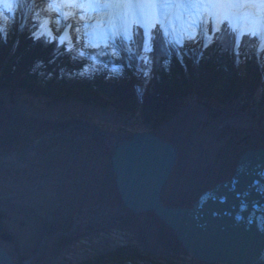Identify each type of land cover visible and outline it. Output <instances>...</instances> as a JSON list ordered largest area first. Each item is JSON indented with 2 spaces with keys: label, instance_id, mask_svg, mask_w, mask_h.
<instances>
[{
  "label": "rangeland",
  "instance_id": "rangeland-1",
  "mask_svg": "<svg viewBox=\"0 0 264 264\" xmlns=\"http://www.w3.org/2000/svg\"><path fill=\"white\" fill-rule=\"evenodd\" d=\"M10 2L12 0H4V3ZM20 3L21 0H16L15 6L9 11L10 18L0 16V28L4 34H7L8 25L13 22L16 27ZM261 4L257 7L259 11L264 9ZM226 9L228 11L225 10L223 15L227 13L236 21L233 6L227 5ZM106 18V13L98 16L103 22V33L99 35L89 31L87 35L86 31L82 46L77 47V50L88 45L90 40L107 41L108 38H116L120 34L125 36L132 34L133 20L129 21L126 32L122 22L116 21L115 24H111ZM219 19L220 17L215 19L217 23ZM157 20L155 18L152 25ZM30 23L31 19L28 20V24ZM162 23L167 34L192 61L195 56L198 59L199 52L212 41L207 30L200 29L194 32L193 39L189 41L185 35H179L176 29L173 30ZM247 26H253L257 31L259 44L254 55L256 64L264 70L263 51L259 52L264 49L262 42L264 24L258 19H252ZM26 27L24 25L20 29ZM90 34L92 36L88 37ZM187 41L196 43L193 47H188ZM194 65L196 66L195 63ZM235 68L241 77L244 74L242 59L236 61ZM0 99L3 104L9 106L13 116L23 121L19 126L10 127L0 115V163L8 165L20 153L25 157L18 165L0 168V212H9L7 227L10 231L18 232V216L27 219L26 224L19 228L20 241L15 243L6 241L16 264H22L27 258H32L30 264H79L121 246H129L139 252L133 258L136 262L134 264H141L139 261L144 264H153L155 261L161 264V261L166 264H203L194 258H185L187 256L185 254H183L185 257L180 258L175 253L179 245L170 230L158 221L153 213H147L142 218L127 212L119 214L115 210L117 212L115 222L87 227L67 244L63 243V237L60 236L44 241L40 249L39 243L59 229L57 225H51L55 220L58 222L60 220L59 225L65 226L66 223L61 218L64 214H74L82 209L85 211L102 209L108 200L111 208H117L110 157L116 138L130 137L123 134L127 128L137 125L135 129L145 130L153 128L152 126L167 125L172 119L177 120L175 125L177 135L173 137V142L185 151L184 156L189 155L185 165H199L193 168L194 172L192 170L186 189L192 191L193 188H197L201 191L204 185H209L212 181L198 180L202 176L207 179L213 177L215 180L230 172L242 151L251 147L254 133L262 128V122L264 124V105L259 106L257 93L252 100L245 98L242 93L238 97L226 98L224 103H220L213 98L199 97L193 92L186 99L173 100L174 103L164 118L149 123L142 120L141 113L134 119L128 115L118 114L113 107L105 109L97 103H85L71 95L64 99L52 98L55 100L53 102L55 104H51L52 107L48 106L49 103L42 96L38 98L22 88L0 89ZM200 99L207 101L210 106L198 103ZM68 102L72 104V110L67 108ZM79 109L104 123L97 127L92 125L89 118L81 116L83 113L78 111ZM225 109L226 112L223 111ZM67 120L71 126L61 127L60 124L67 123ZM73 121L81 124L70 123ZM105 123L111 129L103 126ZM98 130L108 133H98ZM38 142L37 146L32 147ZM204 149L213 150L205 162L202 159L199 161ZM193 192H189L191 194L185 192L180 198L169 194L167 200L174 204H184L194 198ZM33 210L38 213L35 214ZM122 218L129 222L121 223ZM170 250L175 253L173 256H170ZM111 262L113 261L107 258L102 264ZM127 264L133 263L127 260Z\"/></svg>",
  "mask_w": 264,
  "mask_h": 264
},
{
  "label": "trees",
  "instance_id": "trees-1",
  "mask_svg": "<svg viewBox=\"0 0 264 264\" xmlns=\"http://www.w3.org/2000/svg\"><path fill=\"white\" fill-rule=\"evenodd\" d=\"M239 30V25L225 18L220 31L210 29L212 41L192 61L158 22L148 45L137 22L129 40L90 41L79 52L41 35L38 24L30 25L17 39L13 22L7 34L0 32V89L22 88L37 97L56 99L71 95L85 103L113 107L118 114L133 117L141 113L145 123L164 118L173 100L186 99L193 92L220 103L242 93L252 100L257 93L263 107L264 72L254 55L259 38L254 30L241 35ZM241 59L244 74L240 77L235 63ZM68 121L61 127L71 126ZM71 240L64 236L63 243ZM137 254V250L121 246L79 264H102L107 258L113 261L110 264H127Z\"/></svg>",
  "mask_w": 264,
  "mask_h": 264
},
{
  "label": "water",
  "instance_id": "water-1",
  "mask_svg": "<svg viewBox=\"0 0 264 264\" xmlns=\"http://www.w3.org/2000/svg\"><path fill=\"white\" fill-rule=\"evenodd\" d=\"M128 136H116L110 157L114 185L120 196V203L111 211L140 217L153 213L170 230L179 245L175 251L180 255L175 253L180 258L185 254V258L203 264H262L264 147L251 146L242 151L230 172L204 185L190 202L169 204L163 199V190L176 166L177 146L153 129L133 131ZM24 159L20 153L8 165L0 163V168L18 165ZM70 233L58 231L45 239ZM0 239V264H16L6 247V241L12 242L14 235L6 229ZM169 252L170 256L175 254ZM31 260L27 258L22 264H30Z\"/></svg>",
  "mask_w": 264,
  "mask_h": 264
},
{
  "label": "bare ground",
  "instance_id": "bare-ground-1",
  "mask_svg": "<svg viewBox=\"0 0 264 264\" xmlns=\"http://www.w3.org/2000/svg\"><path fill=\"white\" fill-rule=\"evenodd\" d=\"M31 1L32 0H21L20 9L17 12V17H18L17 20L18 19H19V21L22 20V13H23V10L27 4H28L29 8L32 9V10L30 9L31 12L35 11V12L41 13L43 15H45L47 13L48 15H50V19L47 20V22H46L47 24H45L46 27H50L51 30H53L54 32L60 28L61 32L59 33V31H58L57 34H60L61 36H71V44L73 45V50H75L76 46H78V47L82 46L81 42L83 41V37H82L81 33H79V31H78L79 27H81V29H84L85 31L88 29H92L93 31H95L96 34H99V35L103 33V31H102L103 30V22L97 20L94 22L93 27H90L89 24L87 23V19H86L87 15H89V14L96 15L97 14V13H95L96 11L94 10V7L92 8L91 4L89 5L90 0H66L67 2L70 3L69 4V3L65 2L66 5H68L70 8H73V7L77 8L78 9L77 14H79V16L81 17V20H78L77 22H75V20L68 21V22H70V24H68L66 26V28H65V23L60 25L61 19H60L57 8L53 9V10L49 9V7H51V4H52L51 2H54V0H39V1L35 0L32 4H31ZM63 1H65V0H59L60 6H61V4L64 5ZM115 3H117L119 5V10L114 11L111 9L109 11L108 17L106 18L108 20L107 21L108 23L115 24L116 21H120V22H122V24L125 28V31L127 32L128 28H129V21L133 18V13L136 12V13L141 14L143 22L147 28L151 27L154 19L157 18L158 20L164 22L166 26L172 28L173 30L176 29L178 31L179 35H181V34L185 35L187 37V39H189V41L191 39H193V33L194 32H196L200 29H202L203 31L207 30V24H209V14H211L210 9H213V15L217 14V16H219L225 11L227 5H230L229 3H227V4L220 3V2H218V0H201L196 11L191 12V11H189L188 7L186 6L185 0H149V2L145 8H141L139 5L134 3L133 0H115ZM244 5H245L244 3H238V6L240 8ZM31 12L29 14L24 12L25 14L23 16V19L25 21H28L29 19H31V21H32L36 17L34 14H31ZM235 18H237V15H235ZM252 18L258 19L259 21L263 22L264 21V11L258 10L257 13L255 12V14L252 16ZM79 21H81V25L79 24ZM6 24H8L7 19H6ZM24 25L25 24L22 23V26H24ZM8 27L11 28L10 25H8ZM22 31H25V29H23ZM262 42L264 43V29L262 30ZM195 43H196L195 41L193 43L188 42L187 45H188V47H193L195 45ZM190 44H193V45H190ZM262 50L263 49H261L259 52H261ZM260 69L264 72V70L261 66H260ZM43 98H45L46 101L49 103L48 106L52 107L53 105H51V104H55V103H53V102H55V100H51V99H48L46 97H43ZM201 100L202 99L198 100L197 102L200 104H203L207 107L210 106L209 103H207V101H204V100L201 101ZM67 104H68L67 108L69 107L71 109L72 104L69 102ZM100 107H103V106L100 105ZM103 108L106 109L108 107H103ZM49 109H51V108H49ZM227 109H225L223 111L226 112ZM78 111L83 113V114H81V116H83L87 119L89 118L90 122H92L91 124L95 125L96 127L100 126L101 124L104 123V121L97 119L95 116L91 115L90 113H85L81 109H79ZM0 115L3 116L5 123L10 127L19 126L20 123L23 122L20 118H17V117L12 115V113L9 109V106L3 104L1 102V99H0ZM128 116L132 117L129 114H128ZM137 117H139V116H133L134 119H136ZM176 121H175V119H172L171 123H169L167 125L164 124V125L159 126V127L152 126L153 128H150V129H153L158 135L162 136L164 139H167V140H170L173 142V140H174L173 137H175L177 135V133H176L177 129L175 128L176 127L175 125L177 124ZM173 122H175L174 126H173ZM261 125H262V128L260 127L258 132L256 131V133H254V135H253V141H252V145H251L252 147H255V148L264 147V124H263V122ZM103 126L108 128V130L111 129L108 127V124H106V123ZM131 127L127 128L123 134L128 136V135L132 134L131 131L140 130V129H135V127H138L137 125L133 126L132 128ZM177 148L179 151V156H178V159L176 162V166H175V169H174L173 174L171 176V179L165 185L164 190H163V199L169 204H174V203H170L167 200V196H169V194L172 197L180 198L181 194H183L185 192H188V194H191L189 192L194 191L193 189H195V188H193L192 191H187L186 187L188 186V184H187L188 180L191 178L190 175L192 174V170L194 172L193 168H196L199 166V165H194V166L185 165L186 159L189 158V155L184 156L185 151H182L179 147H177ZM181 151L183 152V154H181ZM212 152H213L212 149H204L203 153L199 157V159H200L199 161H201V159L204 162L207 161L209 159V157L211 156ZM182 155L184 158H182ZM213 158L215 159L214 155H213ZM218 168H220V166ZM218 168H217V170H218ZM206 180L214 181L213 177L207 179L203 176L198 181L202 182V181H206ZM195 191H194L195 195H197L199 193L198 191H200V190L196 188ZM194 192H193V194H194ZM143 216H142V218H143ZM143 222H144L143 224L145 225L146 224L145 221H143ZM176 253L178 255H180L178 252H176ZM161 262H162V264L164 263L163 261H161ZM159 264H161V263H159ZM164 264H166V263H164ZM218 264H227V263H218ZM262 264H264V260H263Z\"/></svg>",
  "mask_w": 264,
  "mask_h": 264
},
{
  "label": "flooded vegetation",
  "instance_id": "flooded-vegetation-1",
  "mask_svg": "<svg viewBox=\"0 0 264 264\" xmlns=\"http://www.w3.org/2000/svg\"><path fill=\"white\" fill-rule=\"evenodd\" d=\"M113 188L116 189L115 185H114V181H113ZM109 203H110V200H108L106 202V204L104 205L105 207H103L102 209L99 208V209H97V210L95 209L93 211H85V209H82V210H77L74 214H72V213H67L66 215L64 214L63 217H61V218L64 219V223H66L65 226L59 225L60 220H59V222H58V220H55L54 222L51 223L52 226L57 225V227L59 228V229H56L54 232L71 231V233L69 235H60V237H63V240H64V236L73 238L77 234L81 233L80 231L84 230L87 227L91 228V227H95V225L96 226H99V225L103 226V225H106L107 223L110 224V223L115 222L116 218L110 219V217L112 215L116 216L117 212L110 210L111 207L108 205ZM33 212H34V210H33ZM34 213L37 214L38 212L35 211ZM127 213H130V212H127ZM8 214H9L8 211L0 212V234L4 230L9 229V227H7L8 226L7 225L8 224V221H7L8 220V216H7ZM69 214H71L73 216H71ZM137 217H140V216H137ZM18 218H19L18 226H19V228H22V226L26 224L27 219L21 215L18 216ZM100 219H102V220H100ZM43 224H44V222H43ZM19 228H18V232L11 231V233L15 237V239L12 241L13 243H15L16 241L17 242L20 241L18 239L19 236L21 238V234H20L21 230ZM43 229H44V226H43ZM48 239H44L43 241H41L39 243V246L42 242H44ZM0 241H2V240L0 239Z\"/></svg>",
  "mask_w": 264,
  "mask_h": 264
},
{
  "label": "snow or ice",
  "instance_id": "snow-or-ice-1",
  "mask_svg": "<svg viewBox=\"0 0 264 264\" xmlns=\"http://www.w3.org/2000/svg\"><path fill=\"white\" fill-rule=\"evenodd\" d=\"M218 2L227 4V3H238V2H250V0H218ZM0 3H3L4 7L7 8L9 11H11L16 4V0H12V2L10 3H4V0H0ZM260 3L264 4V0H260ZM0 16H3V12H0ZM2 31L3 29L0 28V32Z\"/></svg>",
  "mask_w": 264,
  "mask_h": 264
},
{
  "label": "built area",
  "instance_id": "built-area-1",
  "mask_svg": "<svg viewBox=\"0 0 264 264\" xmlns=\"http://www.w3.org/2000/svg\"><path fill=\"white\" fill-rule=\"evenodd\" d=\"M141 264H144V263H142L141 261H139Z\"/></svg>",
  "mask_w": 264,
  "mask_h": 264
}]
</instances>
